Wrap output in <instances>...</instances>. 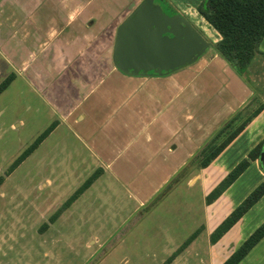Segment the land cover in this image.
I'll list each match as a JSON object with an SVG mask.
<instances>
[{"label":"crops","instance_id":"obj_1","mask_svg":"<svg viewBox=\"0 0 264 264\" xmlns=\"http://www.w3.org/2000/svg\"><path fill=\"white\" fill-rule=\"evenodd\" d=\"M139 2L0 0V82L13 73L4 91L15 86L17 96L30 99L26 101L28 108L34 105L32 99L46 107L48 123L55 124L37 146L54 132H61L60 138L72 134L81 149L77 155L80 163L90 164L92 172L101 170L93 182L104 173L110 174L130 190L140 205H145L174 180L227 119L239 109L264 101V93L254 96L253 89L215 49L163 75L120 71L112 58L116 30ZM169 2L196 27L200 25L188 13L195 6L191 0ZM200 2L195 8L199 21L202 18L206 30L211 27L209 32L216 41L220 34L199 12ZM261 53L264 36L258 45V54ZM18 120L17 124L25 121L23 117ZM263 138L264 107L207 166L188 167L195 171L197 179L185 183L199 184L204 196V219L198 227L202 225L201 231L208 228L209 236L243 199L235 200L230 189L245 170L253 164L264 177L260 160L251 159L215 200L206 201L208 192ZM184 177L175 178L173 186ZM263 198L264 195L216 242L210 241L211 261L220 264L241 243L233 244L243 235L248 214ZM194 239L167 264H183L182 251ZM243 259L237 264H242Z\"/></svg>","mask_w":264,"mask_h":264},{"label":"rangeland","instance_id":"obj_2","mask_svg":"<svg viewBox=\"0 0 264 264\" xmlns=\"http://www.w3.org/2000/svg\"><path fill=\"white\" fill-rule=\"evenodd\" d=\"M197 1L191 0L195 6L188 13L212 43L206 52L215 49V40L209 32L211 27L206 30L202 18L199 21ZM239 75L254 96L264 93V53L257 52ZM14 87L0 92V264H160L203 221L201 188L185 183L197 179L194 170L161 198L153 197L145 205L104 173L76 201L66 205L93 170L90 164L80 163L78 140L66 131L68 135L63 138L59 137L61 132L50 134L9 171L14 159L52 123H48L43 104L32 99L34 105L28 108L26 101L30 99L17 96ZM20 117L25 121L17 124ZM261 165L264 167V159ZM261 181L264 177L252 164L230 192L235 200L242 199ZM54 213L57 215L52 219ZM263 216L264 200L248 214L243 235L233 244L242 242ZM209 245L205 228L182 251V263L216 264V260L211 261ZM263 261L264 240L242 264Z\"/></svg>","mask_w":264,"mask_h":264},{"label":"trees","instance_id":"obj_3","mask_svg":"<svg viewBox=\"0 0 264 264\" xmlns=\"http://www.w3.org/2000/svg\"><path fill=\"white\" fill-rule=\"evenodd\" d=\"M165 10L174 11V6L169 0H157ZM174 8V9H173ZM199 12L213 26L220 38L214 42L216 52L224 58L228 64L238 73H242L248 66L254 55L258 52V45L264 36V0H201L198 6ZM14 74L9 73L0 82V92H2L13 79ZM264 107V101L237 110L215 134L206 141L200 150L193 155L189 163L178 171L177 177L186 175L190 169L196 166L201 168L207 166L246 126V124L257 115ZM52 122L44 131L28 145L11 163L9 171L13 170L23 161L39 144V142L50 132L54 126ZM264 150V138L252 147L246 157L240 159L225 176L211 188L206 201L215 200L226 188H228L238 176L247 168L251 159H259ZM262 169L264 170L263 165ZM101 170H94L84 182L66 200L69 205L79 194L85 190L93 180L100 174ZM174 178V180H175ZM3 179L0 176V182ZM172 180L166 184L159 195L165 194L175 183ZM264 195V181L257 184L233 209L215 226L211 231L209 239L216 242L240 217L248 211ZM57 213L51 218L54 219ZM201 231V226L197 227L180 246L168 256L162 264H167L173 256L183 249ZM264 236V220L254 228L252 232L220 263L237 264ZM264 264V261L261 263Z\"/></svg>","mask_w":264,"mask_h":264},{"label":"water","instance_id":"obj_4","mask_svg":"<svg viewBox=\"0 0 264 264\" xmlns=\"http://www.w3.org/2000/svg\"><path fill=\"white\" fill-rule=\"evenodd\" d=\"M211 45L181 12L169 14L157 0H140L117 27L112 58L127 74L163 75L194 62Z\"/></svg>","mask_w":264,"mask_h":264},{"label":"flooded vegetation","instance_id":"obj_5","mask_svg":"<svg viewBox=\"0 0 264 264\" xmlns=\"http://www.w3.org/2000/svg\"><path fill=\"white\" fill-rule=\"evenodd\" d=\"M163 7V6H162ZM175 8V7H174ZM173 8V9H174ZM164 9V8H163ZM165 10V9H164ZM166 12H168L169 14H172V13H174V12H181L179 9H177V8H175V10L174 11H172V12H170V11H168V10H165ZM182 13V12H181ZM183 14V13H182ZM186 18H188L189 19V17H187L185 14H183ZM190 20V19H189ZM198 30H199V28H198ZM200 31V30H199ZM201 32V31H200Z\"/></svg>","mask_w":264,"mask_h":264}]
</instances>
